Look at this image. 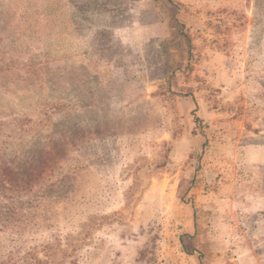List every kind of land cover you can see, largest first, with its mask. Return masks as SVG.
I'll return each mask as SVG.
<instances>
[{"label": "rangeland", "instance_id": "rangeland-1", "mask_svg": "<svg viewBox=\"0 0 264 264\" xmlns=\"http://www.w3.org/2000/svg\"><path fill=\"white\" fill-rule=\"evenodd\" d=\"M0 264H264V0H0Z\"/></svg>", "mask_w": 264, "mask_h": 264}]
</instances>
